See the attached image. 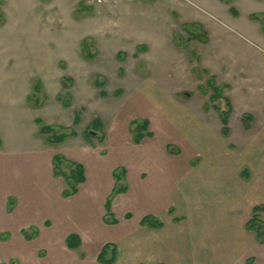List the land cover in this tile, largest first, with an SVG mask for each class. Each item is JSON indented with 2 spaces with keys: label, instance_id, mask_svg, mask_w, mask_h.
I'll return each mask as SVG.
<instances>
[{
  "label": "crops",
  "instance_id": "obj_1",
  "mask_svg": "<svg viewBox=\"0 0 264 264\" xmlns=\"http://www.w3.org/2000/svg\"><path fill=\"white\" fill-rule=\"evenodd\" d=\"M190 1L199 4L203 13L183 0H101L99 4H95L93 13L90 11L88 16L76 18L73 23L80 28V24L85 22L86 26L83 27L87 29L79 33L76 40H80L82 35H88L95 40L99 57V54H105L107 51L104 44L106 40H112L109 34L113 35L114 40L118 39L119 36L114 33L123 32L124 26L126 27L120 13L132 10L138 15L140 10L143 16V33L137 39L124 38L141 41L135 42L131 47H126L125 41L113 54V59L122 64L126 63L128 53L136 54L137 64L144 71L133 73L134 81L135 76L140 78L137 86L135 81L132 88L123 89L121 94L122 97L125 96L124 93L129 95L128 92L135 95L126 103L120 102L124 104L122 109L128 112L137 102V112H142L137 114L142 116L128 118L130 115L126 113L123 115L125 125L123 122L116 124L118 119L115 120L114 116L110 121L112 124L115 120L113 141L128 155L140 154L144 160H127L128 166L122 171L123 179L120 181L126 191L114 195L111 200L110 212L114 207V198L120 196L122 203L115 208L121 207L124 211L132 209L139 215L137 225L128 226L119 238L116 237V244L111 243L115 252L113 264H264V244L257 241L254 232L246 229L253 208H264V105L261 119L253 113L255 104L259 105L257 100L264 96V58L231 31V28L237 27L245 33L258 35L261 29L264 34V10L250 11L251 9L246 7L250 0ZM53 7L47 5L45 10L50 23L57 14ZM242 9L249 10L248 17L254 24L246 18L242 20ZM108 11H111L113 16L104 18ZM107 30L111 33H106ZM98 33L100 36H97ZM91 57L93 55L89 58ZM105 58H108L107 55ZM46 59L48 64L44 65V71L36 75L33 71L29 72L21 89L22 95L13 97V111L17 108L34 111L28 106V99L32 97V91L39 82L33 84L32 77L38 75L41 79L46 77L47 81H56V73L51 69L54 59ZM102 60L104 61V55ZM127 69L131 71L129 67ZM256 78L257 82L254 83ZM102 80L106 85V79ZM49 84L45 87L42 83L46 96V103L42 107L57 111H62L59 110L61 107L70 109V105L65 106L59 99V90ZM210 84L220 91L216 98L208 86ZM38 86L41 87V83ZM244 107L246 108L243 109ZM235 113H238L241 123L243 115H250L249 128H245L242 123L244 128L239 137L243 140V148L238 149L231 142L232 134L228 128ZM74 116L72 125L76 127L82 124L80 114L77 123L74 122ZM36 119H40L44 125L52 126L57 132L59 130L58 133L69 134L74 131L75 135L69 134L59 143L49 142L46 136L41 134L40 124ZM133 120H145L148 123L150 135L145 136L139 143L134 142L132 137V143L129 140L132 135L130 123ZM29 121L32 125L35 122L39 126L36 140L40 148L30 146L21 150L0 140V184L9 186L14 183L18 190L13 184L10 187L14 190L13 194L18 195L21 200V205L15 200L14 205L9 207V199L4 202L0 196V264H4L5 260L9 264L12 261L16 264L35 261L33 256L38 249L29 248V242L39 237L47 246H56L61 251L70 249L69 245L62 247L60 239L62 238L65 244L69 235L77 236V232L85 229L84 225H74L72 219L65 227L64 218L69 217L71 211L65 206L52 203V198L39 200L26 198L24 195L37 185L33 182V173H43L47 184L50 181L64 184L62 193L68 188L64 177L54 174L55 155H61L66 161L83 167L85 180L77 185L76 194L79 193V186L87 182L89 155L83 158L71 150L54 151L53 147L65 144L68 139H76L78 142L74 143V147L87 146L92 150L88 144L90 142H84V131L93 119L81 132L82 137L73 128L59 127V123L47 122L37 115H30ZM67 128L70 129L69 132L65 130ZM126 129L131 132L129 135ZM173 139L183 146H191L194 151L189 165L174 168L177 175H184L177 183L178 187L169 206L168 191L165 193V205L159 202L158 188L162 178L159 177L158 164L146 162H155L163 153L162 146L166 151L175 149L171 148ZM104 140L107 143L108 138L105 135ZM175 151L173 156H180V149L176 148ZM198 155L202 157L201 160ZM66 166L68 172L69 166ZM110 169L112 176L116 172L121 174L116 167ZM138 173H147V182L144 183V177ZM130 183L134 186L132 195ZM126 195L130 197L129 201L125 200ZM166 205L169 216L167 221L163 222L157 216ZM38 208H41L46 216H53L61 222L64 228H60V224L57 230L43 231L42 228L40 231L37 225L32 224L33 210ZM170 209L174 210L172 214L169 213ZM146 216L157 218L162 227L156 229L141 225L140 221ZM124 217L126 223L135 220H132L133 216L129 211ZM260 219L264 223V210ZM8 227L19 229L21 236L19 235L18 240L10 242L11 233ZM33 231L36 233L30 238L24 234H31ZM46 231L48 234L43 235L42 232ZM74 231L76 232L73 233ZM81 246L79 243L75 249Z\"/></svg>",
  "mask_w": 264,
  "mask_h": 264
},
{
  "label": "rangeland",
  "instance_id": "obj_2",
  "mask_svg": "<svg viewBox=\"0 0 264 264\" xmlns=\"http://www.w3.org/2000/svg\"><path fill=\"white\" fill-rule=\"evenodd\" d=\"M100 1L101 0H0V140L21 150L28 149L30 146L40 148L41 146L38 145V141L36 140L37 135H39V126L34 121V125L31 124L29 121L30 115L40 116L47 122L59 123V127L68 126L73 128L79 132L81 137V132L86 125L92 121V119L97 118L102 122L103 127L101 128L103 130V135L108 138L107 143L104 138L103 141H98L97 137L99 133L96 132L93 133L90 140L86 141L82 139L84 142H90L88 144L92 150H89L87 146L74 147V143L78 142L76 139H68L65 141V144L55 145L53 147L54 151L63 149L71 150V152L83 158H87L89 155L90 169L89 167L86 168L87 182L85 185L79 186V193L75 196L63 199L61 190L65 186L64 184L52 181L47 184L43 173H33V182L37 183V185H35L30 192L25 194L24 197H33L39 200H43L47 197L48 199L52 198V203H57L58 206H65L71 211L69 212V217L64 218L65 227L72 219L74 225H84L85 229L82 232H77L79 234L76 237L80 240L82 246L78 249L74 248V250H71L72 248L70 247V249L66 248L65 251H61L59 248H56V246H47L45 242H42L41 237L30 241L29 248L36 247L38 252L36 251L37 253L35 252L33 256L35 261H29V264H92L93 262L101 264L96 260V257L100 253L102 247L107 243L116 244L117 239L127 230L128 226H134L138 223L136 220H138L139 215L136 211L132 209L128 210L133 216L132 220L135 219V223L134 221L126 223L124 215L128 211L122 210L121 207L115 208V206H119L122 203V198L120 196L114 198V207L109 213L105 207V202L114 195L112 194L111 196V193L114 187L118 186L120 183H115L118 177H120L119 173L116 172V175L112 176L109 169L111 167V169L116 167L118 171L125 170L128 166V159L139 162L144 161L142 157H140V154H138L139 156L135 154L128 155L123 151L120 145L112 139L115 129V120L118 119L116 124L120 125L124 121L123 115H126V113L130 115L128 118L142 116V114H137L142 113L137 112V108H139L137 102L135 105L131 106L132 108H130L129 112L122 109L124 104L120 102L123 101V103H126V101H129V98L135 95L133 92H128L129 95L124 93L125 96L122 97L120 95L119 98H114L115 96L113 97L112 92L116 89L127 90L132 88L135 81V85L137 86L140 78L137 75L134 81L133 73L136 74L137 71L139 73L140 71L144 72L137 64L135 58L136 54L132 55L128 53L125 58L127 59L126 65L124 62L122 64L119 63L117 59H113V54H115L117 47L121 46L125 41H127L126 47H131L135 42L141 41L124 40V38L132 37L137 39V37L143 33V16L140 10L138 15L132 10L120 13L121 20H124L126 24V27L124 26L123 29L124 31L114 33V35L119 36V38L115 40L113 35L109 34L110 37L112 36V40H106L104 43L107 46V51L105 54H99L98 57V49L95 40L88 37V35H82L80 40H76L77 35L87 29V27H83L86 26L85 22L80 24V28L73 23L76 18L80 17V19H82L84 16H88L90 11L93 13L96 9L95 4H99ZM183 2L190 4L195 7L198 12L203 13L199 8V4L196 5L190 0H183ZM47 5H53V10L57 12V14L54 15V21L52 23L46 18L47 11L45 10ZM87 7L91 8V10ZM246 7L253 12L262 11L264 10V0H250ZM248 11L249 10L244 11L242 9L240 16L242 20L246 18L254 24L248 17ZM107 13L108 15L104 18L113 16L111 11ZM44 14L45 16H43ZM229 14L235 16L233 13ZM172 15L174 16L173 13ZM221 22L223 23V21ZM231 31L234 32L240 40H245V42L250 44L255 49L254 52L264 58V34L261 29L258 35L245 33L237 27L231 28ZM107 32L111 33L110 30H107L106 33ZM97 36H100L99 33ZM83 39H86L89 44L86 51L93 55L91 58L85 56L84 52L86 51L81 47L80 42H82ZM102 55H104V61L102 60ZM106 55L108 58H105ZM68 56L71 57L68 58ZM46 58L54 59L51 69L56 73V81H47L48 78L42 77L41 79L38 75L32 77L33 84H37V82L41 83V87H38L36 91L33 90L32 97L30 96V99H28V106L33 108L34 111L23 108H17L13 111V109H11L13 106V97L22 95L23 91H21V89L24 87L25 79L29 72L33 71L34 73H32L36 75L44 71V65L48 64ZM123 65L131 68V71ZM124 75L126 76L124 77ZM98 77L106 79L107 83L103 88H99L95 84V80ZM63 79H70L69 82L65 83V87L62 86ZM256 80L257 78L254 79V83L257 82ZM42 83L45 87L49 83V86H55V88L59 90V95L62 97L60 99L61 102L67 101L70 105V109L66 110V108L64 109L61 107L59 110L62 111H57L56 109L48 110L42 107V105L46 103V96L42 89ZM102 90L107 93V96L102 97L100 95V91ZM65 93L69 94V97H66ZM261 99H263L262 102ZM257 102H259L260 106L255 104L253 113H256L258 119H261V116H263L262 106L264 105V96L260 97ZM240 108H242V106H240ZM245 108L246 107L243 109ZM75 112L80 114L82 120V124L76 127L72 125ZM113 116L115 120L111 124L110 121ZM123 124L125 125L124 122ZM228 128L232 134L231 142L233 145H235L237 149L242 147L243 140L240 139L239 133H241L244 127L238 118V113L234 114L228 124ZM65 130L69 132L70 129L67 128ZM58 132L60 131L58 130ZM126 132L128 135L131 133H129L127 129ZM131 137L132 139L134 138V133L129 136V140L132 143ZM165 137H167V134ZM171 141H173L171 148L180 149V156H173V154H176L175 149H168L166 151L165 148H163L164 146H162L161 150L163 153L156 158L155 162L152 160L149 162L145 161L146 164H158L159 177L162 178L159 180V202L165 205V193L168 191L167 200L169 201V206L173 198V193L178 187L177 183L184 175L182 174L180 176V173L177 175L174 168L189 165V160L193 157L191 154L194 151L191 146H183L179 141L177 142V140L175 141L174 139ZM197 157L200 160L202 159L200 155ZM67 169L66 164L63 163L62 170L67 172ZM18 176L20 175L18 174ZM139 176L144 177V183L147 182V173H140ZM12 184L14 188L17 187L14 183ZM12 184H9V186L0 184V196L3 197L4 202L11 198L14 201L18 200L19 205H21L20 197L13 194L14 190L10 187ZM131 187L132 190L130 193L132 195L134 186L131 184ZM16 189L18 190V187ZM7 193L8 195H6ZM126 196L125 200L129 201L130 194ZM166 207L167 205L157 216L163 222L167 221L169 216ZM28 214H30L29 211ZM32 217L34 221L32 224L37 225L40 231L42 228L43 231H45L44 229H56L60 224V228H64V225L53 216H46L41 208L33 210ZM111 217L116 220L115 224L111 222ZM46 221L47 223L45 224ZM8 230L11 233L10 242H14V240L16 241L20 238L19 235L21 236V234L19 233V229L8 227ZM75 232L76 231L73 233ZM28 233H30V231H28ZM42 233H44L43 235L48 234L47 231ZM117 236L118 238L116 239ZM60 244L62 247L67 245L66 243L64 244L62 238L60 239ZM4 264L9 263L5 260Z\"/></svg>",
  "mask_w": 264,
  "mask_h": 264
},
{
  "label": "trees",
  "instance_id": "obj_3",
  "mask_svg": "<svg viewBox=\"0 0 264 264\" xmlns=\"http://www.w3.org/2000/svg\"><path fill=\"white\" fill-rule=\"evenodd\" d=\"M252 18H256V16H252ZM89 44L87 43V40H83L81 43V47L84 51H86L88 49ZM85 56L87 58H89L91 56V54L86 51L84 52ZM69 79H63V86L65 87V83L69 82ZM95 84L102 88L105 85V81L102 80L101 78H97L95 80ZM210 89H212L213 91V96L216 98L217 95L220 94V91L214 86V85H208ZM38 84L35 86V91L38 90ZM123 93V91L121 89L119 90H115L113 92V96H120ZM100 95L102 97L107 96V93L104 92L103 90L100 91ZM66 97H69V94L65 93ZM213 97V98H214ZM62 97L60 96L59 99H61ZM63 104L65 106H68L69 103L67 101H63ZM79 113H75L74 116V122H78L79 121ZM250 115H243L242 117V123L244 125L245 128H249L250 123ZM36 122L40 124V132L41 134L46 136V139L49 142L52 143H59L61 141H63L69 134L70 135H75L74 131H71L69 134L68 133H58L52 126L49 125H44L43 122L40 119H36ZM225 123V121H224ZM131 130L132 133H134V142L139 143L145 136H149L150 133L148 132V123L145 120H133L131 123ZM102 122L95 118L93 119V121L91 122L90 126L84 131V137L86 140H90L91 136L93 135V133L98 132L99 136L97 137L98 141H103L104 135H103V130H102ZM226 128L224 127V134H226ZM66 163L69 166V171L68 172H64L62 170V164ZM53 165H54V174L55 175H61L62 177H64V179L66 180L67 186L68 188L66 190L63 191L62 196L67 198L70 196H73L77 193V185L79 183L84 182V169L80 164L77 163H73V162H68L66 161L61 155H55L53 158ZM121 174L120 177H118L117 179V183H119L122 179H123V172L120 171ZM114 175H116V173H114ZM116 183V184H117ZM123 191H126V187L119 183L118 186L114 187L112 194L116 195L118 193H121ZM113 195V196H114ZM112 196V197H113ZM112 197L108 198L107 201L105 202V207L108 211V213L110 212V206H111V200ZM8 205L9 207L14 205V200H12L11 198H9L8 201ZM264 208L262 206H255L252 210V214L250 219L248 220V222L246 223V229L250 232H254L256 235V239L259 243L264 244V223L261 221L260 219V214L263 212ZM174 212L173 209L169 210V213L172 214ZM111 222L113 224L116 223V220L113 219V217H111ZM141 225L143 226H147L150 228H156L159 229L162 227V223L155 218L154 216H146L144 217L141 221H140ZM35 231H33L31 234H27L24 233L26 235L27 238H30L32 236L35 235ZM66 243L67 245H69L71 248H76L79 246V239L75 236V235H69L66 238ZM115 252H114V246L112 244H105L99 255H98V261L101 264H113L115 261ZM11 264H16L15 261H12Z\"/></svg>",
  "mask_w": 264,
  "mask_h": 264
}]
</instances>
